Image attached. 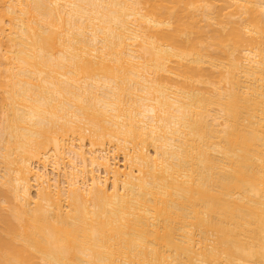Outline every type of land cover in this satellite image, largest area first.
Listing matches in <instances>:
<instances>
[{
    "label": "bare ground",
    "instance_id": "bare-ground-1",
    "mask_svg": "<svg viewBox=\"0 0 264 264\" xmlns=\"http://www.w3.org/2000/svg\"><path fill=\"white\" fill-rule=\"evenodd\" d=\"M0 264H264V0H0Z\"/></svg>",
    "mask_w": 264,
    "mask_h": 264
}]
</instances>
